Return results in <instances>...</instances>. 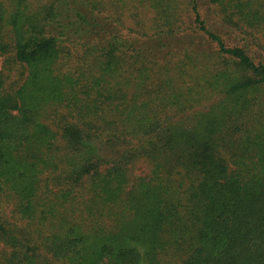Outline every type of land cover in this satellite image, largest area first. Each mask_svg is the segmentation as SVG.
Here are the masks:
<instances>
[{"label": "trees", "instance_id": "1", "mask_svg": "<svg viewBox=\"0 0 264 264\" xmlns=\"http://www.w3.org/2000/svg\"><path fill=\"white\" fill-rule=\"evenodd\" d=\"M0 57V264H264V0H0Z\"/></svg>", "mask_w": 264, "mask_h": 264}, {"label": "rangeland", "instance_id": "2", "mask_svg": "<svg viewBox=\"0 0 264 264\" xmlns=\"http://www.w3.org/2000/svg\"><path fill=\"white\" fill-rule=\"evenodd\" d=\"M186 3V1H184V2H182V5L183 4H185ZM203 12H205V14L206 13H208L207 14V22H209V23H211V22H213V19H214V17L212 18V16H210L211 15V13L209 12V8L208 7H205V10L203 11ZM149 21V20H148ZM179 41H180V44L181 45H187V46H189V48H188V50H187V52L189 53V54H192L191 52H190V49L191 48H193L194 47V45L193 44H190V45H188L189 43H190V41L189 40H187L186 38H181V39H179ZM176 44V43H175ZM183 50H184V48H182ZM1 60H2V57H0V65H1ZM147 171V168L145 167V165H143L142 163H136L134 166H133V172L134 173H136V174H139V173H143V172H146ZM3 209L4 210H6L7 212L8 211H10V206H6V205H3ZM141 252H142V250L143 251H145V248L143 247V246H141Z\"/></svg>", "mask_w": 264, "mask_h": 264}]
</instances>
